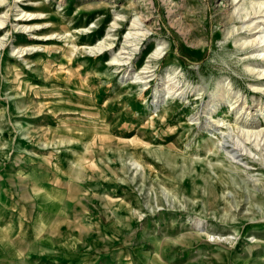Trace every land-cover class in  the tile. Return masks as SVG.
I'll list each match as a JSON object with an SVG mask.
<instances>
[{
  "label": "rangeland",
  "instance_id": "rangeland-1",
  "mask_svg": "<svg viewBox=\"0 0 264 264\" xmlns=\"http://www.w3.org/2000/svg\"><path fill=\"white\" fill-rule=\"evenodd\" d=\"M0 1V204L60 184L80 264H264V0Z\"/></svg>",
  "mask_w": 264,
  "mask_h": 264
},
{
  "label": "crops",
  "instance_id": "crops-1",
  "mask_svg": "<svg viewBox=\"0 0 264 264\" xmlns=\"http://www.w3.org/2000/svg\"><path fill=\"white\" fill-rule=\"evenodd\" d=\"M36 172L44 173V169ZM46 183L29 184L30 194H21L16 204L12 195L6 204L1 201L0 264H80L78 240L68 237L76 227L70 222L74 199L52 197L55 187L61 186Z\"/></svg>",
  "mask_w": 264,
  "mask_h": 264
},
{
  "label": "bare ground",
  "instance_id": "bare-ground-1",
  "mask_svg": "<svg viewBox=\"0 0 264 264\" xmlns=\"http://www.w3.org/2000/svg\"><path fill=\"white\" fill-rule=\"evenodd\" d=\"M3 4H4V1H0V8L1 7H3ZM263 7V6H262ZM259 9V8H258ZM255 11V10H254ZM254 14V13H253ZM249 17V16H248ZM41 17H38V16H36L35 14H27V13H25V14H21L18 18H17V20L18 21H20L21 23L22 22H31V21H33V20H36V19H40ZM248 19V18H247ZM16 20V19H15ZM116 20H118V19H116ZM133 23V22H132ZM253 23H255V21H252L247 27H250ZM5 24H6V19H5V17H1L0 18V30H2V29H4V28H6V26H5ZM114 25H116V22H114L113 23ZM138 25V23L137 22H134L133 23V25L131 26V28H130V30H137V26ZM259 27V26H258ZM22 28L25 30V31H28V32H31V31H36V30H38L39 28L38 27H28V26H26V27H24V26H22ZM257 27H250V29L249 30H254V29H256ZM138 31V30H137ZM133 32V31H132ZM258 32H260V31H257V33ZM128 34V36H133V38H128V36H127V40H126V42L127 43H134V40H136L137 38H139L140 36H144V34L143 33H139V32H133V33H131V31H130V33H127ZM136 38V39H135ZM52 40V38H50L49 37V39H47V40ZM106 39H107V37H105L103 40H100L97 44H95L94 46H88V47H86L87 49H89L90 51H94V50H97L98 52H103V51H105V50H109L110 48H109V46H106L105 45V41H106ZM42 40V39H41ZM255 40H257L256 38H255ZM258 43V42H257ZM260 43V42H259ZM258 43V44H259ZM135 46L137 45V44H134ZM133 44L131 45V47L132 46H134ZM261 45H263V44H261ZM123 50V49H122ZM134 51L135 50H137V48H135V49H133ZM21 52H24V50H22ZM263 59H264V57H263ZM117 59L116 58H114L112 61L114 62V61H116ZM116 64H121V63H116ZM127 65V64H126ZM145 69H147V68H145ZM146 74V73H145ZM148 74V73H147ZM262 76V75H261ZM220 125V124H219ZM247 137H248V135H246ZM244 137V136H243ZM242 137V138H243ZM236 138V137H235ZM249 138V137H248ZM254 138V137H253ZM251 139V138H250ZM236 142V141H235ZM237 144H238V142H237ZM242 147V146H241ZM169 172V171H168ZM181 180V179H180ZM175 181V180H174ZM169 185H171V183L169 184ZM178 185V184H177ZM180 185V184H179Z\"/></svg>",
  "mask_w": 264,
  "mask_h": 264
}]
</instances>
